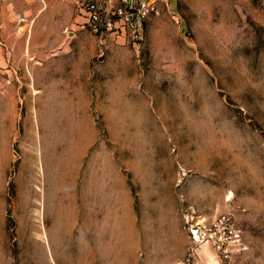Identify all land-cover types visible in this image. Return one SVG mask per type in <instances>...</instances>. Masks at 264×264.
I'll return each mask as SVG.
<instances>
[{
  "label": "rangeland",
  "instance_id": "rangeland-1",
  "mask_svg": "<svg viewBox=\"0 0 264 264\" xmlns=\"http://www.w3.org/2000/svg\"><path fill=\"white\" fill-rule=\"evenodd\" d=\"M154 3L102 36L73 0L13 14L0 264H264V0ZM222 214L220 247L193 240Z\"/></svg>",
  "mask_w": 264,
  "mask_h": 264
},
{
  "label": "built area",
  "instance_id": "built-area-1",
  "mask_svg": "<svg viewBox=\"0 0 264 264\" xmlns=\"http://www.w3.org/2000/svg\"><path fill=\"white\" fill-rule=\"evenodd\" d=\"M122 1L115 4L113 0H73V3L83 12L87 28L100 36L118 28L136 27L150 11H158L154 0ZM106 5L110 6L109 13L105 10ZM234 230L230 216L222 214L192 228L191 236L195 241H206L220 247L227 236L234 234Z\"/></svg>",
  "mask_w": 264,
  "mask_h": 264
},
{
  "label": "crops",
  "instance_id": "crops-1",
  "mask_svg": "<svg viewBox=\"0 0 264 264\" xmlns=\"http://www.w3.org/2000/svg\"><path fill=\"white\" fill-rule=\"evenodd\" d=\"M18 1L20 0H0V93L7 91V88L10 90L9 78L14 71H17L14 67L15 61H22L21 56L18 57L16 54L23 52L29 36L27 30L24 32L21 30L27 21L17 20V15L13 16V14L16 13L20 18H25V14L32 13L34 14L33 23L42 19L45 14L53 18L57 16V11L50 10L45 5V0H23L25 3H18ZM52 3H56V0H52ZM9 99L11 101V98ZM4 101L6 105V98Z\"/></svg>",
  "mask_w": 264,
  "mask_h": 264
}]
</instances>
